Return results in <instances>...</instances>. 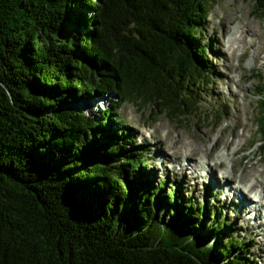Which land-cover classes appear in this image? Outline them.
I'll use <instances>...</instances> for the list:
<instances>
[{
  "label": "trees",
  "instance_id": "16d2710c",
  "mask_svg": "<svg viewBox=\"0 0 264 264\" xmlns=\"http://www.w3.org/2000/svg\"><path fill=\"white\" fill-rule=\"evenodd\" d=\"M212 1L0 0V264H254L217 206L137 181L147 147L114 116L200 102Z\"/></svg>",
  "mask_w": 264,
  "mask_h": 264
},
{
  "label": "rangeland",
  "instance_id": "374dc122",
  "mask_svg": "<svg viewBox=\"0 0 264 264\" xmlns=\"http://www.w3.org/2000/svg\"><path fill=\"white\" fill-rule=\"evenodd\" d=\"M222 19L229 20L232 26L249 19L257 27L260 26L262 31L264 29V0H213L209 6L208 15L202 22L203 28L200 40L201 43L206 44L207 54L211 58L215 73L213 81L209 85L199 84V92L202 93V97L197 92L192 93V97L202 101L201 106L190 104L188 110L193 113L184 118H179L173 113L177 109L166 108V110H163L161 104L157 105L146 92L142 91L140 94L134 93L121 102L120 107L114 112V116L120 115L121 118H124L125 128H129L135 134L137 142L144 144L148 149L146 152L148 163L144 167H140V165L136 167L139 168L140 172L137 180L141 179L144 183L151 182L153 186H156L157 182L166 179L168 182L165 186L175 182L172 186L182 193L184 201H188L191 196L206 205L215 203L218 211L223 214L229 213L225 211L228 209L231 213L226 215L233 219L234 230L236 232L240 231L242 238L249 241L247 251L252 252L256 257L258 256L253 263L264 264V226H257L254 230L247 226V224L254 225L256 223L254 213L251 208L243 209V211L239 203L231 204L230 199L233 197V192L229 188L230 184L225 185L228 189L227 193L214 192L217 188L215 185L223 180L220 171H213L215 172L213 178L216 183H209L206 174L201 175L204 181L201 180L198 183L194 178L182 172L183 165L181 162L189 161L187 164L192 167L194 160L180 156L181 161H178L155 146L158 137L165 131V129L161 130L159 128L161 123H168L171 128L183 131L186 136H189V133L198 132L201 128L210 127H213L214 130L226 128L229 132L240 129L243 124L247 123L250 125V129L246 131V137L241 141L243 148L235 153L233 158L240 160L241 165H239V168L241 170L242 165L248 161V157L242 155L245 152L254 151V160L264 165V151L261 144L252 145L251 143L252 139L259 138L255 119L258 116L259 107L264 105V100L259 94L264 89V82L262 81L264 77V41L260 42L259 38H255L254 47L258 48L257 51L260 52L258 58L253 56V47L247 49L239 47L229 58V53L227 55L226 53L222 54L223 46L212 38V34H222L220 33V30L223 31ZM234 91L236 97L232 93ZM188 92L191 93V91ZM84 101L85 98L81 103L89 112L91 111L88 108L95 111L99 107L108 106L107 100H100L103 103L97 102L92 107H87ZM238 104L241 107L244 106V109L241 108L240 121L237 123L234 114ZM219 111L224 112L222 118L219 116ZM124 125L118 124L116 127L119 129ZM158 130L161 131L160 134L157 133ZM172 132L176 133L175 130H172ZM217 151L218 148L215 149V152ZM226 153L225 162L230 168L232 157L229 152L226 151ZM114 160L117 159L113 158L112 161ZM143 172L151 173L150 178L147 179ZM262 180L264 181V175ZM159 192L160 190L155 188L152 194H159ZM233 200L236 199L233 198ZM253 203L255 202L253 201ZM207 219L204 232L207 231L206 228L211 218L207 215Z\"/></svg>",
  "mask_w": 264,
  "mask_h": 264
},
{
  "label": "bare ground",
  "instance_id": "6f19581e",
  "mask_svg": "<svg viewBox=\"0 0 264 264\" xmlns=\"http://www.w3.org/2000/svg\"><path fill=\"white\" fill-rule=\"evenodd\" d=\"M221 22L223 31L220 30V33L222 34H212V38L223 46L222 54L226 53L227 55V53H229L228 57L231 58L239 47L243 49L253 47L254 58L260 56V52L257 51L258 48L254 47V42L255 38H259L260 42L262 40L264 41V29H262V32L260 26L258 25L259 27H257L256 24L249 19L243 23H237L234 26L231 25L229 20L225 21L222 19ZM214 87L216 86L214 85ZM232 93L234 97H236V92L234 91ZM241 108L244 109V106L241 107L239 104L236 106L234 116L237 123L240 121ZM159 128L161 130L165 129L162 135L158 137L155 144L160 151L161 149L162 151L164 150L166 154L168 153L170 157L178 161H181V158L179 159L180 156L194 160L192 167L188 166L187 163H189V161L182 160V172L184 174L191 176L198 183L201 180L204 181L201 175L206 174L208 175L206 179H208L209 183L214 184L216 180L213 178V174H215L213 171L219 170L223 180L222 183L216 185L217 188L214 192L222 191L227 193L228 189H226L224 183L225 185L230 184L229 188L233 192V197L230 199L231 204L235 205L239 203L242 210L251 208L254 213L256 223L254 225L247 224V226L252 230L256 229L257 226H264V181L262 180L264 165L254 160V151L245 152L242 155L248 157V161L246 164L242 165L241 170L239 168V165H241L240 160L238 161L233 158V155L243 148L241 141L246 137V131L250 129V125L246 123L243 124L242 128L229 132L226 128H222L221 130H214L213 127L201 128L198 132H194L193 134L189 133V136H186L183 131L171 128L168 123L159 124ZM172 130H175L176 133H173ZM157 133L160 134L161 131L158 130ZM216 148H218L217 152H215ZM226 151L229 152L232 157V165L230 168L225 162L227 155ZM146 172H143L144 175L150 177L151 173L148 174ZM233 198L236 200L234 201ZM253 201L255 203H253ZM211 206L213 207L215 205L211 204ZM225 211L231 213L228 209ZM218 219L216 215L215 223ZM234 233L236 236H238V234L242 235L240 231L236 232L234 230ZM225 237L229 245L236 240V237H233L230 233Z\"/></svg>",
  "mask_w": 264,
  "mask_h": 264
}]
</instances>
